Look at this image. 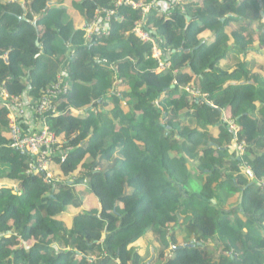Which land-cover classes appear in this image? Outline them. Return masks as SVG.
<instances>
[{"label":"trees","instance_id":"obj_1","mask_svg":"<svg viewBox=\"0 0 264 264\" xmlns=\"http://www.w3.org/2000/svg\"><path fill=\"white\" fill-rule=\"evenodd\" d=\"M69 1L86 22L115 4ZM183 6H122L111 34L87 42L66 0H0V88L39 99L63 72L70 84L46 117L68 151L54 159L55 179L10 147L0 98V264H142L136 243L149 232L159 249L148 264L194 252L209 264H264V0ZM137 23L154 29L168 70L157 71Z\"/></svg>","mask_w":264,"mask_h":264},{"label":"built area","instance_id":"obj_2","mask_svg":"<svg viewBox=\"0 0 264 264\" xmlns=\"http://www.w3.org/2000/svg\"><path fill=\"white\" fill-rule=\"evenodd\" d=\"M122 6H132L135 9L142 8L145 14L153 6L166 15H170L174 10L186 12L183 0H154L146 7L142 4L132 3L129 0H115L114 7L98 9L93 19L85 23L83 29L86 31L85 38L87 42H92L98 36L111 34L112 23L114 20L119 19L118 10ZM134 34L143 43L153 45L152 57L158 62V72L166 71L171 67L168 61V53L160 47L162 42L155 37L154 29L145 30L142 23H137ZM164 57L166 58L164 59ZM101 62L108 64L107 60ZM111 67L117 70L115 64H112ZM65 78L66 73L63 72L58 76L56 82L46 88L39 99H31L27 92L22 96H13L0 88L2 105L8 110L9 114L10 147L13 150L33 156L30 163V171L32 172L44 171L47 173V170H52L51 166L56 165L54 162L55 157L60 156L62 161L67 157L68 151L63 150L62 142L46 124L48 115H57L58 101L70 89V84ZM121 83L122 81H117L111 91L112 94H116L118 97H121L118 88ZM193 95H198V92H194Z\"/></svg>","mask_w":264,"mask_h":264},{"label":"rangeland","instance_id":"obj_3","mask_svg":"<svg viewBox=\"0 0 264 264\" xmlns=\"http://www.w3.org/2000/svg\"><path fill=\"white\" fill-rule=\"evenodd\" d=\"M77 1H82V0H77ZM66 5H68L69 9H70V12H69L70 14L68 15V18L74 19L77 16L76 22L78 23L80 28H83L86 22L84 23L83 17L79 15L78 10L74 9L72 7V4L69 0H66ZM74 14L76 16H74ZM233 27H236V25L234 24ZM253 49L258 50L260 48H258V46L253 44ZM262 49H264V47ZM259 61L263 62L264 58L263 59L260 58ZM224 119L227 122H229V125H231V127L233 129H235V131H238V128L236 127L235 123H233L230 119V114H229L228 110L224 111ZM237 150L239 152H241L240 155H242V152H243L242 147L236 146V144H235L230 148L231 153H234ZM50 168H52V170H47V178L48 179H55V177H56L55 171H57L59 168L57 167V165L51 166ZM11 187L14 188V186H11ZM77 190H78L80 196H83V200H84L83 203H84V207L86 209L89 210V209H91L97 205V201L94 199V197L91 194L88 193L85 186L78 185ZM76 213H77V210H73V215ZM211 245H214V244H211ZM136 246L138 248H141L140 252L143 255L142 256V264H148V263L152 262L157 257L159 245L154 241L151 232L147 233L141 240H139L136 243ZM219 255H220V253L218 252L215 257L218 258ZM182 264H209V262L203 261L201 259V257L199 256V254L197 252H194L193 254H191L189 256L188 255L184 256Z\"/></svg>","mask_w":264,"mask_h":264},{"label":"crops","instance_id":"obj_4","mask_svg":"<svg viewBox=\"0 0 264 264\" xmlns=\"http://www.w3.org/2000/svg\"><path fill=\"white\" fill-rule=\"evenodd\" d=\"M77 1V0H76ZM79 12V11H78ZM79 15L81 16V14L79 13ZM74 16H76L75 14H74ZM76 18H77V16L74 18V21H75V23H76V26L77 27H80L79 25H78V23L76 22ZM83 21H84V23L86 22V20L83 18ZM75 114H78V112H74Z\"/></svg>","mask_w":264,"mask_h":264},{"label":"water","instance_id":"obj_5","mask_svg":"<svg viewBox=\"0 0 264 264\" xmlns=\"http://www.w3.org/2000/svg\"><path fill=\"white\" fill-rule=\"evenodd\" d=\"M188 20L190 21V18L188 17Z\"/></svg>","mask_w":264,"mask_h":264}]
</instances>
